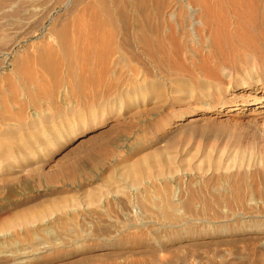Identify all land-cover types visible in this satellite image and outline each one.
<instances>
[{
  "label": "rangeland",
  "instance_id": "1",
  "mask_svg": "<svg viewBox=\"0 0 264 264\" xmlns=\"http://www.w3.org/2000/svg\"><path fill=\"white\" fill-rule=\"evenodd\" d=\"M14 1L0 264H264V0Z\"/></svg>",
  "mask_w": 264,
  "mask_h": 264
},
{
  "label": "bare ground",
  "instance_id": "2",
  "mask_svg": "<svg viewBox=\"0 0 264 264\" xmlns=\"http://www.w3.org/2000/svg\"><path fill=\"white\" fill-rule=\"evenodd\" d=\"M11 1H12V0H11ZM15 1H16V0H15ZM15 1H14V2H15ZM17 1H18V0H17ZM236 1H237V0H236ZM255 1H256V0H255ZM255 1H254V2H255ZM257 1H258V0H257ZM259 1H262V0H259ZM1 2H2V1H1ZM7 2H8V1H7ZM14 2H12V3L14 4ZM20 2H21V1H20ZM65 2H66V1H65ZM238 2H239V1H238ZM243 2H244V1H243ZM250 2H251V1H250ZM262 2H264V1H262ZM4 3H5V2H4ZM21 3H22V2H21ZM251 3H252V2H251ZM17 4H18V3H17ZM17 4H16V5H17ZM22 4L24 5V2H23ZM22 4H21V5H22ZM237 4H238V3H237ZM14 5H15V4H14ZM249 5H250V4H249ZM3 6H4V5H3ZM4 7H5V6H4ZM9 7L11 8V6H9ZM1 8H2V9H5V8H3V7H1ZM6 10H7V9H6ZM4 11H5V10H4ZM5 12H6V11H5ZM12 16H13V15H12ZM79 32H80V31H79ZM86 36H87V35H86ZM86 36H85V37H86ZM86 39H88V38H86ZM92 39H93V38H92ZM88 41H89V39H88ZM93 42H94V41H93ZM91 44H92V43H91ZM11 47H12V46H11ZM8 48H9V47H8ZM1 49H3V48H1ZM116 49H117V48H116ZM3 50H5V48H4ZM10 50H11V49H10ZM46 50H47V49H46ZM46 50H44V51H46ZM103 50H104V49H103ZM0 51H2V50H0ZM3 52H4V51H3ZM50 52H51V50H50ZM108 52H109V51H108ZM5 53H6V52H5ZM39 53H40V52H39ZM0 54H3V53H0ZM47 54H48V52H47ZM4 55H5V54H4ZM43 55H44V53H43ZM37 56H39V54H37ZM37 56H36V57H37ZM41 56H42V54H41ZM48 57H50V56H48ZM74 58H75V57H74ZM75 59H76V58H75ZM40 60H41V59H40ZM77 60H78V58H77ZM77 60H76V61H77ZM43 61H44V60H43ZM43 61H42V62H43ZM38 62H39V59H38ZM32 63H33V62H32ZM34 64H35V63H34ZM39 64H40V63H38V66H41V64H42V66L45 65L44 63H41L40 65H39ZM17 66H18V65H17ZM17 66H16V67H17ZM20 66H21V65H20ZM48 66L50 67L51 65H48ZM16 67H15V68H16ZM46 67H47V66H46ZM51 67H52V66H51ZM51 67H50L49 70H46V71H50V70L52 71ZM21 68H22V67H21ZM21 68H20V69H21ZM43 68L45 69V67H43ZM14 70H15V69H14ZM16 70H17V69H16ZM25 71H27V70H24V72H25ZM33 71H34V70H33ZM51 71H50V72H51ZM53 72H54V71H53ZM25 73H26V72H25ZM28 73L31 74V72H28ZM55 73H56V72H55ZM48 74H49V72H48ZM25 75L28 76L27 73H26ZM32 75H33V73H32ZM34 75H35V76H36V75L38 76V74H36V72H34ZM34 75H33V76H29L28 78H30V77L32 78V77H34ZM27 76H26V77H27ZM18 77H19V76H18ZM22 77H23V76H22ZM31 78H30V80L33 79V78H32V79H31ZM35 78H37V77H34L33 80H35ZM23 79H24V78H23ZM38 79H39V78H38ZM38 79H36V81H37ZM25 80H26V78L23 80L24 83H25ZM27 80H28V79H27ZM39 80H41V78H40ZM36 81H35V84H36ZM20 82H22V80H21ZM33 82H34V81H33ZM37 82H38V81H37ZM24 83H23V84H24ZM28 83H29V82H28ZM30 83H31V82H30ZM30 83H29V84H30ZM26 84H27V83H26ZM35 84L33 83V85H35ZM31 85H32V84H31ZM25 86H26V85H25ZM27 86H28V85H27ZM37 86H38V85H37ZM20 87H21V86H20ZM22 88H23V86H22ZM38 88H39V87H38ZM24 90H26V89H24ZM24 90H23V91H24ZM26 91H27V90H26ZM15 92H16V91H15ZM21 121H22V120H21ZM21 121H20V123H21ZM26 122H27V121H26ZM36 122H37V121H36ZM22 123H23V122H22ZM30 123H31V122H30ZM23 124H25V122H24ZM31 124H32V123H31ZM21 125H22V124H21ZM26 125H27V124H26ZM29 125H30V124H29ZM18 126H19V125H18ZM18 126H17V127H18ZM22 126H23V125H22ZM27 126H28V125H27ZM19 127H20V126H19ZM135 165H136V164H135ZM131 168H132V167H131ZM131 168H130V169H131ZM130 169H129V170H130ZM129 170H128L129 174L132 173L133 176H135V174H136V175H137V174L140 175V174H142V172H143V171H142L143 169H142V167H141L140 165L133 167L130 171H129ZM127 174H128V173H127ZM137 176H138V175H137ZM135 177H136V176H135ZM236 192H237V191H236ZM237 194H238V192H237Z\"/></svg>",
  "mask_w": 264,
  "mask_h": 264
}]
</instances>
